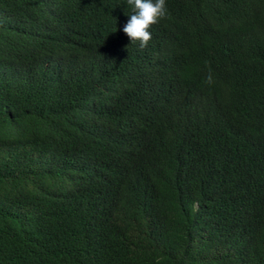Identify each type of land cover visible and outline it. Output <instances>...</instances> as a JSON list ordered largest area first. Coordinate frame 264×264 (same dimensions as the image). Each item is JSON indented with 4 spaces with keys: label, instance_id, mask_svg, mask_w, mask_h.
<instances>
[{
    "label": "trees",
    "instance_id": "1",
    "mask_svg": "<svg viewBox=\"0 0 264 264\" xmlns=\"http://www.w3.org/2000/svg\"><path fill=\"white\" fill-rule=\"evenodd\" d=\"M166 5L0 0V264H264V0Z\"/></svg>",
    "mask_w": 264,
    "mask_h": 264
},
{
    "label": "clouds",
    "instance_id": "2",
    "mask_svg": "<svg viewBox=\"0 0 264 264\" xmlns=\"http://www.w3.org/2000/svg\"><path fill=\"white\" fill-rule=\"evenodd\" d=\"M131 14L122 28L130 44L140 49L148 46L152 39L150 28L161 20L168 18L166 0H126ZM210 79V77H209Z\"/></svg>",
    "mask_w": 264,
    "mask_h": 264
}]
</instances>
